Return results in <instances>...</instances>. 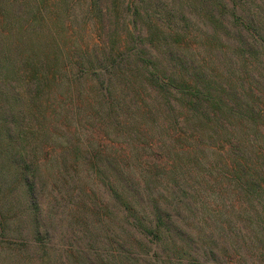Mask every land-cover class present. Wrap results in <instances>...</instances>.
Listing matches in <instances>:
<instances>
[{
  "label": "trees",
  "instance_id": "obj_1",
  "mask_svg": "<svg viewBox=\"0 0 264 264\" xmlns=\"http://www.w3.org/2000/svg\"><path fill=\"white\" fill-rule=\"evenodd\" d=\"M254 6L257 10L246 19L236 16L235 7L225 10L215 0L209 9L216 13L206 17L218 28L211 32L175 28L188 23L186 16L178 23L167 19L172 31L147 32L145 40L152 50L119 46L109 51L77 47L63 51L49 41L43 44L41 37L22 49L21 42L13 41L16 33L0 32L4 44V48L0 45V74L6 82L17 78L19 86L12 104L0 87V128L10 123V112L19 128L18 139L23 131L32 130L38 134L33 133L38 150H44V142H55L58 130L54 129L63 118L59 97L81 93L85 89L79 87L81 76L94 75L102 87L107 78L108 99L114 98L116 106L124 102L127 112L125 118L114 111L111 116L117 127H130V144L122 149L99 144L83 151L79 144L59 140L58 148L86 170L100 175L111 172L106 183L122 202L130 224L154 240L156 250L141 249L146 254H165L154 258L156 264H186L183 260L201 264L200 256L221 264L222 254L232 258L255 254L258 233L264 245V222L261 231L255 224L258 215L256 222L264 220V7ZM96 94L87 89L83 96L90 95L103 111L104 94ZM66 121L74 127L73 118L67 116ZM75 126L78 130L77 122ZM102 133L106 138L105 127ZM186 151L193 152L194 158ZM21 155L18 181L26 177ZM41 155L47 157V150ZM202 166L200 173L213 181L208 186L224 189L225 197L218 199L201 184H190L193 194L179 186ZM34 169L38 170L37 164ZM25 183L33 194V184L26 178ZM134 239L130 254L138 246Z\"/></svg>",
  "mask_w": 264,
  "mask_h": 264
},
{
  "label": "rangeland",
  "instance_id": "obj_2",
  "mask_svg": "<svg viewBox=\"0 0 264 264\" xmlns=\"http://www.w3.org/2000/svg\"><path fill=\"white\" fill-rule=\"evenodd\" d=\"M213 2L215 0H201L200 4L196 0H0V32L16 33L13 41L21 42L22 49L41 37L43 44L49 41V45L63 51L69 47L109 51L119 46L123 49L137 47L152 50L145 40L147 32L172 31L165 23L167 19L178 23L183 21V17H188L185 18L187 24L175 25L177 29L183 27L196 33L218 30L206 18L211 12L216 13L209 9ZM220 2L225 10L235 7L236 16L241 14L246 19L251 17V11L257 10L255 3L264 7V0ZM240 6L246 11L242 12ZM139 17L141 20L133 22V18ZM261 32L264 33V29ZM0 45L4 48L3 43ZM15 80L18 79L11 77L6 82L0 74V87L6 90L11 104L19 87ZM106 81L107 78L102 87L94 75L81 76L79 87L82 85L85 88L81 93L59 97L63 102L58 111L63 118L54 129L58 130L54 132L57 134L53 137L55 142L43 143L47 157L41 155L43 149L38 150L33 138L34 134H38L34 131H23L18 139L19 128L11 121L13 117L8 110L10 123L6 129L0 128V264H156L154 258L164 257L165 254H146L142 250L145 246L156 250L154 240L152 235L148 239L144 237L138 225L130 224L122 202L106 183V177L111 172L100 175L86 170L80 161L73 162L75 159L58 148L61 145L59 140L79 144L83 151L99 144L107 149H112V146L122 149L130 144L133 136L130 127H117L116 120L111 116L114 111L125 118L126 107L124 102L116 106L114 98L108 99L110 90H105ZM121 84L126 87L124 82ZM87 89L99 93L95 95L97 97L104 94L106 103H102L103 111L90 99L91 91L84 97ZM125 89L123 94L127 93ZM117 94L120 97L123 95ZM78 97L81 99L76 107ZM53 99H48L46 105ZM65 114L75 120L74 127H69ZM32 118L39 123L37 117ZM103 127L106 138L102 133ZM58 136L61 139H57ZM115 139V142L112 141ZM39 140L41 138L36 139ZM20 152L24 161L20 166L24 167L25 178L33 184V194H29L25 178L18 181L17 159ZM185 153L192 154L194 158L193 152ZM35 164L38 165L37 171ZM203 168L197 167L192 177L182 180L179 186L187 188L188 194H193L190 184H201L200 187L207 192H215L218 199L225 197L224 189L208 186L213 181L200 173ZM201 195L205 197V193L201 192ZM190 199L187 195L185 202L191 203ZM150 208L148 204L146 210ZM258 218L259 215L256 221ZM256 221L261 231L264 220ZM259 235L254 242L255 254L234 258L222 254L224 260L221 264H264V245ZM131 239L137 241L134 245L138 244L133 254L128 252L132 249ZM199 259L201 264H216L207 256L204 259L200 256ZM183 262L187 264V260Z\"/></svg>",
  "mask_w": 264,
  "mask_h": 264
}]
</instances>
